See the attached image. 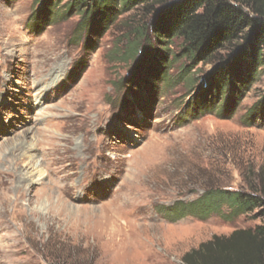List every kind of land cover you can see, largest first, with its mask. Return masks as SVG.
<instances>
[{"label":"rangeland","instance_id":"374dc122","mask_svg":"<svg viewBox=\"0 0 264 264\" xmlns=\"http://www.w3.org/2000/svg\"><path fill=\"white\" fill-rule=\"evenodd\" d=\"M125 21L139 23L133 10L102 25L68 0H0V264H185L262 222L171 213L210 186L258 184L264 122L246 117L264 70L231 115H200L190 106L213 66L173 57L178 40L156 48L169 69L156 51L135 65Z\"/></svg>","mask_w":264,"mask_h":264},{"label":"trees","instance_id":"16d2710c","mask_svg":"<svg viewBox=\"0 0 264 264\" xmlns=\"http://www.w3.org/2000/svg\"><path fill=\"white\" fill-rule=\"evenodd\" d=\"M68 7L81 11L84 18H100L102 25H109L122 12L133 10L139 23L125 21L126 47L122 55L135 65L143 64L158 46L170 54V46L177 40L180 55L173 57L189 59L190 68L200 63L211 64L207 88L202 87L190 106L200 115H231L227 112L231 102L238 105L264 70V0H68ZM155 53L169 69L173 60L161 52ZM158 79L164 81L166 76L160 74ZM206 92L217 100H205ZM246 118L249 123L258 119L264 122V95ZM224 207L230 208L229 214L233 216L257 211L255 217L262 218V222L255 227L235 229L229 235H214L186 252L184 263L264 264V167L257 185L247 190L210 186L199 199L177 203L172 209L175 215H171L176 219L186 215L203 219L223 213Z\"/></svg>","mask_w":264,"mask_h":264},{"label":"bare ground","instance_id":"6f19581e","mask_svg":"<svg viewBox=\"0 0 264 264\" xmlns=\"http://www.w3.org/2000/svg\"><path fill=\"white\" fill-rule=\"evenodd\" d=\"M22 144V143H21ZM28 157V156H27ZM30 158V157H29ZM31 159V158H30ZM29 159V160H30ZM34 162V161H33ZM29 163H31V162H29ZM34 165V163L32 164V166ZM28 166V165H27ZM31 166V167H32ZM32 172H33V170H32V168L31 169H29V170H27L26 172H25V176L23 177L24 179H26V180H30L31 179V175H32ZM32 180V179H31ZM5 183H7V182H5ZM5 201V200H4Z\"/></svg>","mask_w":264,"mask_h":264}]
</instances>
